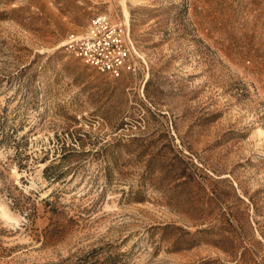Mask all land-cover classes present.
Here are the masks:
<instances>
[{"label": "rangeland", "instance_id": "obj_1", "mask_svg": "<svg viewBox=\"0 0 264 264\" xmlns=\"http://www.w3.org/2000/svg\"><path fill=\"white\" fill-rule=\"evenodd\" d=\"M0 203V264H264V0H0Z\"/></svg>", "mask_w": 264, "mask_h": 264}, {"label": "built area", "instance_id": "obj_2", "mask_svg": "<svg viewBox=\"0 0 264 264\" xmlns=\"http://www.w3.org/2000/svg\"><path fill=\"white\" fill-rule=\"evenodd\" d=\"M68 52L110 78L124 74L144 77L147 60L139 53L129 23L113 22L107 14L91 18L84 32L65 43ZM262 243L264 246V223Z\"/></svg>", "mask_w": 264, "mask_h": 264}, {"label": "bare ground", "instance_id": "obj_3", "mask_svg": "<svg viewBox=\"0 0 264 264\" xmlns=\"http://www.w3.org/2000/svg\"><path fill=\"white\" fill-rule=\"evenodd\" d=\"M0 217L4 218L5 220H11L12 217L10 216V214L8 213L7 208L0 203Z\"/></svg>", "mask_w": 264, "mask_h": 264}]
</instances>
